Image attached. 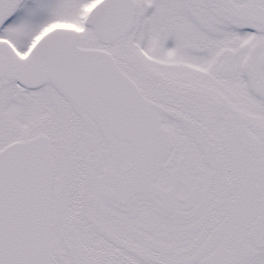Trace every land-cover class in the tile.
Instances as JSON below:
<instances>
[{"label": "snow or ice", "instance_id": "obj_1", "mask_svg": "<svg viewBox=\"0 0 264 264\" xmlns=\"http://www.w3.org/2000/svg\"><path fill=\"white\" fill-rule=\"evenodd\" d=\"M0 264H264V0H0Z\"/></svg>", "mask_w": 264, "mask_h": 264}]
</instances>
